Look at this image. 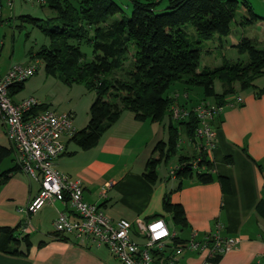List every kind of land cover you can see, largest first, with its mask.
Segmentation results:
<instances>
[{
  "label": "trees",
  "instance_id": "obj_1",
  "mask_svg": "<svg viewBox=\"0 0 264 264\" xmlns=\"http://www.w3.org/2000/svg\"><path fill=\"white\" fill-rule=\"evenodd\" d=\"M35 1L40 6H47L55 16L46 21L53 22L51 30L38 25L42 20L18 17L21 23L30 22L41 27V32L51 40L52 45L42 47L33 58L44 63L47 75L55 76L60 72L72 82L84 83L86 89L95 93L87 125L69 142L82 151L96 147L125 111L138 122L162 123L167 130V139L155 145L151 155L158 154V158H150L143 174L151 184L159 180L156 167L161 163L166 165L178 155L182 135L192 145L198 144L196 130L199 123L193 109L200 102L210 98L213 104L222 106L227 96L256 90L255 80L264 75V49H258L254 40L244 37L231 47L240 55L245 54L246 61L222 57L220 66L198 71L201 53L195 45L212 41L215 37L220 41L228 37L238 15L242 26H253L263 19L253 12L247 0H166L167 5L161 12H157L156 7L165 0H129L132 10L129 16L123 15L122 9L112 0L32 2ZM119 14L118 19H113ZM187 25L196 33V42H190L185 29ZM82 44L92 49L90 62H84ZM128 54L131 62L127 68ZM112 74L119 75L111 77ZM215 79L220 83L221 93L214 90ZM176 84L182 85L184 97L181 101L179 94L169 95V90ZM24 87L25 82L10 87L9 97L12 99ZM193 89H200L202 99H190L189 91ZM263 92L264 89L256 91L255 96L258 98ZM175 104L188 111L186 118L172 119ZM46 110H49L46 105L39 103L29 114L34 116ZM219 115L215 116L213 124ZM165 118L167 123L164 124ZM12 155L11 147L9 150L0 147V164ZM212 170L207 153L194 151L190 156L181 154L178 157L173 173L176 179H194L205 185L214 180ZM18 171L22 170L14 156L13 167L1 174L0 184ZM181 187L182 184L178 189ZM170 194L163 199L164 211L171 215L175 226L184 228L187 225L184 211L180 205L171 203ZM22 226L0 227L1 253L26 255L30 246L28 236L19 239L17 235ZM52 236L59 241H68V237L56 232ZM21 243L26 252L20 250ZM221 256L212 262H217Z\"/></svg>",
  "mask_w": 264,
  "mask_h": 264
},
{
  "label": "crops",
  "instance_id": "obj_2",
  "mask_svg": "<svg viewBox=\"0 0 264 264\" xmlns=\"http://www.w3.org/2000/svg\"><path fill=\"white\" fill-rule=\"evenodd\" d=\"M247 2L253 12L263 18L254 25L264 27V0ZM1 6L0 1V17ZM234 25L237 26V22ZM255 87L256 90L233 94L242 97L244 103L234 108H224L217 122L212 123L215 147L209 150L207 159L213 165L210 173L214 180L209 184H199L193 179L185 181L178 191L171 193L177 179L171 177L170 172L175 168L168 171L170 183H166L165 177L155 184L148 183L143 177L146 164L151 157L158 158V154L151 155L152 147L160 138L166 141L165 128L148 121L138 122L126 112L103 135L98 145L90 150L82 151L69 142L71 138L66 139L65 152L54 161L55 168L72 179H78L82 186L83 201L97 205L113 221L163 219L175 236L167 241L162 252L153 254H174L177 243L185 242L191 236L201 241L204 236L218 231L222 237L237 239L238 242L217 262L209 264H262L264 92L258 98L255 92L264 89V85ZM179 91L183 93V89ZM22 99L12 98L15 102ZM68 113L74 122L77 115L71 111ZM78 131L75 129V133ZM182 144L181 141V147ZM195 146L189 143L188 147L182 149V154L187 152L185 155H192ZM0 147L10 149L1 121ZM13 159L12 155L0 164V176L13 167ZM6 161L11 164L8 165ZM39 188V182L30 179L22 171L13 173L0 184V227L15 228L24 225L29 218L28 232L19 229L17 235L19 239L28 236L30 243L27 252L24 244H20V250L26 255L0 252V264H120L104 247L90 243L84 246L68 235H63L68 237V241H59L52 236L53 230L50 228L59 212L63 211L69 219H74L70 208L60 202H53L27 217L26 205ZM167 193H171L172 204L182 207L186 227L175 226L171 215L164 211L163 199ZM137 241L142 242L139 239ZM199 254L203 253L184 251L176 264H180V260L184 262L182 264H203L204 258ZM164 262L165 257H161L157 263Z\"/></svg>",
  "mask_w": 264,
  "mask_h": 264
},
{
  "label": "built area",
  "instance_id": "obj_3",
  "mask_svg": "<svg viewBox=\"0 0 264 264\" xmlns=\"http://www.w3.org/2000/svg\"><path fill=\"white\" fill-rule=\"evenodd\" d=\"M7 6L11 7L10 0ZM36 70L34 65H12L4 72L0 71V121L5 136L14 151L16 164L30 179L40 184L39 191L26 205L27 217L53 202H60L70 208L75 218L69 219L65 212H59L52 223L53 232L72 236L84 246L90 243L104 247L120 264H158L161 257H165L163 264H176L184 251L203 253L199 254L204 258L203 264H209L234 248L237 239L222 237L217 231L204 236L201 241L191 236L189 240L177 243L174 254H153L162 252L167 241L175 236L163 219L113 221L97 205L84 202L81 182L60 173L54 165V161L65 152V140L75 135L72 115L46 110L32 116L30 111L39 104L35 98L15 102L9 97V88L32 78ZM243 103L242 97L232 95L225 98L222 106L205 101L193 109L199 123L196 130L197 154H208L215 147V130L212 127L215 116L224 108H234ZM187 116L188 111L177 104L172 107L174 121ZM197 163L198 159L193 164L194 169ZM170 175L174 177L173 170ZM28 225L29 218L21 227L22 232H28Z\"/></svg>",
  "mask_w": 264,
  "mask_h": 264
},
{
  "label": "rangeland",
  "instance_id": "obj_4",
  "mask_svg": "<svg viewBox=\"0 0 264 264\" xmlns=\"http://www.w3.org/2000/svg\"><path fill=\"white\" fill-rule=\"evenodd\" d=\"M10 1L11 7H8L7 0H1L2 17H0V71L4 72L12 65L37 66L36 74L25 82V87L22 92L14 97L29 98L30 96H33L40 104H45L49 110L56 111L60 114L71 111L77 115L75 121L73 122L74 128L78 130L83 129L89 120V109L95 100V93L86 89V85L84 83L72 82L69 80L68 76H62L63 74L60 72L56 73L55 76L47 75L44 63L41 60H35V58H33L42 47H50L52 45L51 40L45 36L43 32H41V27L44 28L45 26L47 29L51 30L53 22L46 21L52 19L55 16V13L47 6H40V4L36 1ZM112 1H114L122 9L123 15L129 16L131 14L132 10L129 0ZM166 5V0L161 2V4L156 7V11L161 12L165 9ZM19 16H30L32 18L42 20L41 23H38V25L41 24V27L37 28L30 22L21 23V20L18 18ZM119 17L120 14L116 15L113 19H118ZM236 22L238 25H231L232 32L228 37H223L221 41L215 37L212 41L201 42L194 46L196 49H199L201 53L198 71L203 68L212 69L220 66L222 63V57L232 61H246L247 56L245 54L240 55L231 47L243 37L254 40L258 49H264V27L259 25L242 26L239 15L236 17ZM185 29L189 35L188 38L190 42H196L198 37L194 30L189 25L185 26ZM80 49L84 55V62H90L92 60L91 47L82 44ZM130 57L131 55L128 54V61L125 63V67L127 68L131 62ZM115 75L118 76L119 74ZM115 75L112 74L111 77H115ZM255 85L259 87L264 85V75L255 81ZM181 86L182 85L180 84H176L169 90L170 96H176L179 94L178 99L180 101L183 99V95L179 91L182 89ZM214 90L216 93H221V86L217 79L214 80ZM189 96L193 101L200 98L202 99L200 89H193L192 92L189 91ZM211 101L212 100L210 98L207 99V102L210 103ZM125 112L126 114H131L127 111ZM163 123H167L166 118ZM156 124L164 127L162 123ZM166 132L167 130L165 129V140L167 139ZM159 141H161V138L158 142ZM181 141L183 142V148L180 145L178 155L173 156L166 165L161 163L156 167V174L159 178L158 181H161V179H164L165 177L167 179L166 183L171 182L168 171L171 168H176L178 165V157L183 153L182 149L188 147L189 145V141H187L184 135L181 136ZM158 142H156V144ZM150 152L151 151L149 150L148 153ZM5 163L8 165L11 164L9 161H6ZM185 181L188 182L189 179H177L176 182H174L176 185L175 189H173L171 193L178 191L180 185L185 183ZM50 230H53V227H51ZM179 263L182 264L184 262L180 260Z\"/></svg>",
  "mask_w": 264,
  "mask_h": 264
}]
</instances>
